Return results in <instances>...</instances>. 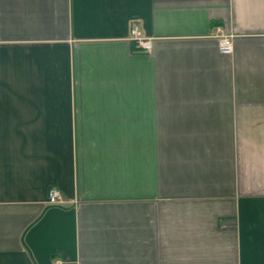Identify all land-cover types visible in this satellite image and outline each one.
<instances>
[{
  "label": "crops",
  "instance_id": "1",
  "mask_svg": "<svg viewBox=\"0 0 264 264\" xmlns=\"http://www.w3.org/2000/svg\"><path fill=\"white\" fill-rule=\"evenodd\" d=\"M57 260L264 264V0H0V264Z\"/></svg>",
  "mask_w": 264,
  "mask_h": 264
},
{
  "label": "built area",
  "instance_id": "2",
  "mask_svg": "<svg viewBox=\"0 0 264 264\" xmlns=\"http://www.w3.org/2000/svg\"><path fill=\"white\" fill-rule=\"evenodd\" d=\"M219 50L222 54L230 55L234 51V36L227 35L219 31V35H217ZM129 40L133 42L136 48L139 51L150 53L153 51L154 42L153 39L147 37L145 33L135 25L132 27L130 31ZM62 201L61 194L58 190L52 189L49 192V203L58 204ZM55 264H63L61 261L57 260Z\"/></svg>",
  "mask_w": 264,
  "mask_h": 264
}]
</instances>
